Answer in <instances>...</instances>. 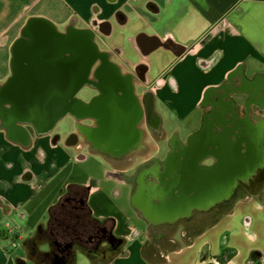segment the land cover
Here are the masks:
<instances>
[{
	"label": "crops",
	"instance_id": "crops-1",
	"mask_svg": "<svg viewBox=\"0 0 264 264\" xmlns=\"http://www.w3.org/2000/svg\"><path fill=\"white\" fill-rule=\"evenodd\" d=\"M20 1L17 15V0H0V264H39L28 243L70 190H85L92 216L120 240L108 264H264V181L250 189L264 177L261 167L248 176L245 192L218 184L210 191L189 188L186 200L168 194L174 202L168 205L156 191L177 176L169 175V163L202 131L212 99L226 123L264 110V0ZM32 20L49 22L59 35L81 34L102 57L70 94L55 89L46 96L69 101L52 126L17 118L5 95L15 68L28 71L32 64L34 36L44 35L26 33ZM76 54L60 57L72 62ZM101 68L125 83L119 95L139 102L131 127L109 130L102 151L93 144L90 114L77 110L99 97ZM84 91L93 94L82 98ZM197 215L214 220L195 234L158 231L151 238L153 228L180 218L190 224ZM17 241L25 254L11 248ZM73 264L94 262L79 251Z\"/></svg>",
	"mask_w": 264,
	"mask_h": 264
},
{
	"label": "water",
	"instance_id": "water-1",
	"mask_svg": "<svg viewBox=\"0 0 264 264\" xmlns=\"http://www.w3.org/2000/svg\"><path fill=\"white\" fill-rule=\"evenodd\" d=\"M25 30L26 33L36 30L44 32V35L34 36L33 41L29 44V56L33 58V61L36 63H41L43 64L42 67L47 68L48 76L46 78H40L37 75L26 76V69L22 67H16L15 75L5 88V94L10 96L13 101L15 107L13 113L17 118L26 120L28 119L38 123L39 125L52 126L60 118L58 113L65 110L69 104L68 100H56L54 98H49L55 95L53 92L55 89L60 88L58 85L60 82V73L67 69L62 64V62L67 60H62L59 53L67 48L72 47H80L81 52L83 51V53H81V55L76 58V62L78 63V65H76V75L78 79L76 89L87 77L92 64L99 59L100 53L97 46L94 44L89 45L91 56L90 58H87V48L86 46H83L84 43H82L83 38L81 37V34L69 36L59 35L55 32L53 26L46 21L32 20L28 23ZM82 55H84L85 58ZM26 79H30V83H26ZM51 93L53 94L51 95ZM46 96L49 97L47 98ZM116 101L117 100L114 96L111 100L107 101L108 104H106V106L111 109V114L113 115L111 122L113 133H118L120 131V129L118 130V119L121 118V115L118 116L119 114L114 113L117 111L119 113L120 110L119 104ZM218 120L221 124L226 123V121H224V117H221ZM211 126L212 123L207 122L204 128L205 131H208L209 133V131H211L209 129ZM125 130L127 131V129H123L122 131L124 132ZM209 138L210 139L208 142L203 141V144L201 145H193L192 148L184 149L178 152L175 157L172 158L169 163L168 173L171 175L173 173L175 176L176 173L173 172V170L176 168L177 170L184 168L183 170L186 171V173L183 174V171L178 172L180 173V177H176L181 181L178 187L175 188L176 183L172 184V181H174L173 179L166 188L156 190L158 193L162 195H168L173 192H178L180 194L177 196V199L181 201L188 198L186 194L188 193L189 188H192L193 190L195 189L196 192L202 189H207L210 191L215 189L217 184L219 185V188H229L233 181L232 178H235V181L245 178L247 179L252 171L256 169L261 162L259 161L260 156H257V147H255L257 144H254V153H256L257 157L254 160H251L250 158L247 160L238 159L232 168L233 175L231 177L225 175L226 170H228V165L226 162L218 173H216L214 170H200L197 168L196 164L201 158L198 159L197 157L201 155L204 156L207 151H211L213 145H217L213 143L212 140H214V138L211 137L210 133ZM225 139L229 141L227 134ZM219 147L224 149L220 145ZM224 151L226 152V149H224ZM244 172H247L248 174L241 176V174ZM188 174L192 175L193 177L185 183L184 180Z\"/></svg>",
	"mask_w": 264,
	"mask_h": 264
},
{
	"label": "rangeland",
	"instance_id": "rangeland-1",
	"mask_svg": "<svg viewBox=\"0 0 264 264\" xmlns=\"http://www.w3.org/2000/svg\"><path fill=\"white\" fill-rule=\"evenodd\" d=\"M19 1L20 0H17V3H16V14L17 15L20 12L21 7L23 6V3L21 4V3H19ZM22 22H23V20L17 19L16 20V26H19V24ZM101 48H103V44H101ZM90 94L92 95L93 93H88V92L84 91L83 94L81 95V97L82 98L89 97ZM215 100H218V97L215 98ZM211 102H212V105L209 106L211 108L209 109V113H208L209 115L207 116V118H208L207 122L208 123L211 122L213 124L210 127L211 129L214 125L216 126V127L214 126L215 129H213V131H211V134L215 137L218 134H219V136H221L222 134L226 133L230 140L234 139L235 141L239 136L241 137V136H245V135L248 136V134H254L253 135L254 136L253 137V140H254L253 143L257 144V146H255V147H257V156H260L259 161H261L260 164L258 163L259 164L258 166L264 170V128H262V130H260L261 128L259 129L260 125L264 124V110L255 109L253 112L254 114H252L250 117L242 116V118H240L239 120L236 117L229 116L228 117L229 119L227 120L226 126H222L221 123L219 124L218 119H220L221 116H219L218 112L216 111V105L214 104V102H215L214 99H212ZM250 110H252V108ZM250 112H252V111H250ZM215 122L218 123V125ZM64 125L67 126L66 122L64 123ZM246 128H248V129L246 130ZM62 129L58 128L57 131L60 132ZM219 153L223 154L224 156L222 157L221 155H219ZM225 153L226 152L224 151V149H222L216 145H213L211 148V151H207L205 153V155L203 157H201L200 160H198V163L196 164V166L200 170H214L216 172H219L221 170V168L223 167L221 160H223V162H224L223 158H225V156H226ZM217 155H219V159L215 158ZM240 173H242V172H240ZM255 173L253 175H255ZM247 174H248L247 172H244L243 174H241V176H244ZM225 175H227V173H225ZM228 177H231V175L230 176L228 175ZM232 180L233 181H232L230 187L237 188V190L240 189L243 192L248 190V188H249L248 183L250 182V180L245 179V180H243V182L235 181V178H232ZM263 181H264V177L261 179V176H259V178L252 181L253 183H251L250 189L259 188V187L263 186V184H262ZM224 186H226V185H224ZM155 188H157V187H155ZM173 193L175 194L176 192H173ZM169 195H170V198H174L171 196L172 193H170ZM169 195L160 194V196L162 198L159 199L160 200L159 202L161 204H168V205L174 203V202H171L169 200L166 201L168 199ZM176 195H177V193H176ZM232 200H234V198H231L227 202L225 207L228 208L229 205H231V203H233ZM206 208H209V207L207 206ZM197 216L199 218H197L195 221L193 220L192 223H190V224H186V222H184L186 220L185 218L172 220V221H174L172 224H164L163 223L164 225L162 227L160 226V230H157L154 228L152 229L153 232H152L151 238L155 239L157 234H158V231L165 234L166 235L165 237H167V236L170 237L172 233H174V232L177 233L179 231L186 232L187 234H189V233L195 234L201 230V229H197V228H200L201 226H203L207 219H208V224H210L212 222V220H214L213 219L214 217L209 219L210 215H207V217L206 216L202 217L201 215H197ZM50 220H52V223H50ZM49 225H50V227H49ZM188 225H190L192 227V229ZM42 228L45 229L43 235L41 237H38V233L35 234L33 241L35 242L36 247L39 248V250L42 249L43 251L48 250L49 247L51 249V244L47 239V237H49L51 235L50 232H53L56 235L59 233V236H62L65 239H67V238L69 239L72 232H75V233L81 232L82 233V232H85L87 229L86 228V219L84 218L83 213H80L78 209L73 210L71 208H67L66 210H62L58 213L50 214L49 217L47 218V223H45V225H43ZM193 229H196V230H193ZM166 239H168V238H166ZM56 240H57V238H56ZM17 246L20 248L21 253L25 254V248H24L23 242L17 241ZM105 247H106V245H103V246L101 245L100 249L104 250ZM95 264H96V262H95ZM103 264H104V261H103Z\"/></svg>",
	"mask_w": 264,
	"mask_h": 264
},
{
	"label": "flooded vegetation",
	"instance_id": "flooded-vegetation-1",
	"mask_svg": "<svg viewBox=\"0 0 264 264\" xmlns=\"http://www.w3.org/2000/svg\"><path fill=\"white\" fill-rule=\"evenodd\" d=\"M82 43H84L83 46H86L87 50H86V57L87 58H90L91 56V51H90V47L89 45L87 44V42H85V40L83 39L82 40ZM85 49V48H84ZM69 51H72L73 53L76 52L77 56L73 57L72 59V62L69 61V59H64L62 58V60H67L65 62H62V64L67 68L65 70H63L61 73H60V82L58 83V85L60 86L59 89H63L65 90V94H70L71 92V89L73 91L74 89V86L77 84L78 82V79H77V75H76V65H78V63L76 62V58L78 56L81 55V53H83V51L81 52V49L80 47H72V48H67L65 50H63L62 52H60V56L61 55H65L66 53H68ZM29 52H30V49H29ZM84 58L85 56L82 55ZM33 59V58H32ZM102 57L100 56L98 60H101ZM97 60V61H98ZM15 62V65H17V55H16V58L14 60ZM32 61V64L30 66V68L28 69L29 71H26V76H33V75H37L39 77L42 76V78H46L48 76V70L47 68L45 67H42L43 64L41 63H36L35 61L33 60H30ZM46 76V77H45ZM70 81H69V79ZM27 82V81H26ZM30 83V82H29ZM97 86L101 89V91H99V97H96L94 100V102L92 103V105L88 108V109H85L82 105H80L77 110L80 111V112H87L88 114H90L91 116V123L93 124V126L95 127V133L93 134L94 136V140H93V144L94 146L96 147V149L102 151L105 147H104V142L107 141L105 139L106 138H110V134H109V130L112 131V125H111V122H112V118H113V115L111 114L112 111L111 109L108 108V106H106L107 101L111 100L114 96H115V99L117 100L116 102L119 104V107H120V110H119V113L118 111L117 112H114L115 114H119L118 116L121 115V118L118 119V130L120 129H128L129 127H131V124L133 122V119H134V115L137 113V111H139V108H138V103L132 98V96L128 93L124 94V95H119L118 93L122 90L121 88L123 86H125V83L118 77H116L115 75H113L111 72L107 71L106 69L104 70V68H101V71L98 73V79H97ZM126 87V86H125ZM101 92V94H100ZM6 93V92H5ZM53 93H51L52 95ZM6 95V94H5ZM216 102V101H215ZM69 103V102H68ZM216 105V103H214ZM145 107L147 108L148 112L150 113L151 112V109H152V97L151 96H148L147 99H145ZM217 107V105H216ZM217 109V108H216ZM226 110H230V109H226ZM231 111V110H230ZM233 112V110L231 111V113ZM110 114L109 117L107 116H103L104 114ZM234 117V116H232ZM151 118V116H150ZM216 123V122H215ZM214 123V124H215ZM218 125V123H216ZM220 124V122H219ZM227 123H224V124H221L222 126H226ZM213 125V124H212ZM215 126V125H214ZM212 127L209 128L211 131H213V129H215V127ZM103 128L107 130V132L105 133V130H103ZM205 128V126H204ZM202 129V131H200L197 135H195L193 137V139L191 140L190 142V145L189 147H187V149L189 148H192L193 145H201L203 144V140L201 139V137L203 135H205V137H209V133L211 135L212 138H219V134L216 135L215 137L211 134V131H205V129ZM261 128V129H260ZM262 128H264V124H261L259 129L262 130ZM248 129V128H247ZM246 129V130H247ZM100 132H98V131ZM200 135V138L197 136ZM254 134H248V136H239L236 141L233 139V140H230L229 141L231 143H235V142H238L240 140H242L239 148H237L238 150H234V151H231L227 148H224L226 149V156L224 159V162L223 160H221V163L222 165H225V162L226 164L228 165V170H226L225 173H227V175H233L232 173V168L234 166V163L237 162L238 159H243V160H247V159H251V154L252 152L250 153V151H253L254 153V144L253 143V136ZM210 138H208L207 140L205 139L204 141H207L209 140ZM212 140V139H211ZM214 144H217L216 146L219 147V141L217 139L215 140H212ZM262 146V145H261ZM222 157L224 156L223 154H220ZM219 155H217L215 158L216 159H219ZM203 155L199 156V158H201ZM254 157L256 158V153H254ZM259 167V166H258ZM257 169V168H256ZM255 171V169L253 170ZM252 171V173H253ZM177 176H179L180 173H176ZM180 177V176H179Z\"/></svg>",
	"mask_w": 264,
	"mask_h": 264
},
{
	"label": "trees",
	"instance_id": "trees-1",
	"mask_svg": "<svg viewBox=\"0 0 264 264\" xmlns=\"http://www.w3.org/2000/svg\"><path fill=\"white\" fill-rule=\"evenodd\" d=\"M86 197L87 192L85 190H70L68 195L50 211L49 215L67 208L78 209L86 219L87 229L82 233L72 232L69 239L59 236V233L56 235L50 232L51 235L47 237L51 244L49 252L40 251L33 240L29 241L31 255L39 264H73L75 255L79 251L91 257L94 264L95 262L96 264H103V261L104 264H108L119 253L120 240L113 235L106 222L99 221L92 216ZM50 223H52V220H50ZM44 230L42 227L39 229L38 237L43 235ZM101 245H106L105 251L100 249Z\"/></svg>",
	"mask_w": 264,
	"mask_h": 264
},
{
	"label": "bare ground",
	"instance_id": "bare-ground-1",
	"mask_svg": "<svg viewBox=\"0 0 264 264\" xmlns=\"http://www.w3.org/2000/svg\"><path fill=\"white\" fill-rule=\"evenodd\" d=\"M229 109V108H228ZM200 138V135H198L197 136V138ZM209 137H205V135H203L202 137H201V139L204 141L205 139L207 140ZM226 138V133L225 134H223L222 135V137L221 136H219V138H214V140L215 139H217L218 141H219V145L220 146H222L223 148H227V149H229V150H231V151H234L235 149L236 150H238L237 148H239V146H240V144H241V142H242V140H240V141H238V142H235V143H231V142H229V141H227V139H225ZM235 150V151H236ZM234 151V152H235ZM186 152V151H185ZM252 151H250V153H251ZM198 158V157H197ZM255 159V157H254V153L252 152V154H251V160H254ZM177 169V168H176ZM184 168H181V169H179L183 174L184 173H186V171H184L183 170ZM170 175V174H169ZM185 176V175H184ZM187 177H186V179L184 180L185 181V183L186 182H188L190 179H192V175H186ZM174 178H172V180H173ZM173 183H176V186H175V188L176 187H178V185H179V183H181V181L180 180H178V179H174V181H172V184Z\"/></svg>",
	"mask_w": 264,
	"mask_h": 264
},
{
	"label": "built area",
	"instance_id": "built-area-1",
	"mask_svg": "<svg viewBox=\"0 0 264 264\" xmlns=\"http://www.w3.org/2000/svg\"><path fill=\"white\" fill-rule=\"evenodd\" d=\"M17 247V245L16 244H13L12 246H11V248H16Z\"/></svg>",
	"mask_w": 264,
	"mask_h": 264
}]
</instances>
